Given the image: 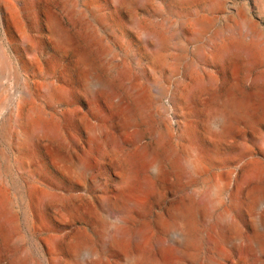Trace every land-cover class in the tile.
<instances>
[{"label":"rangeland","instance_id":"obj_1","mask_svg":"<svg viewBox=\"0 0 264 264\" xmlns=\"http://www.w3.org/2000/svg\"><path fill=\"white\" fill-rule=\"evenodd\" d=\"M52 18L67 29L70 44L54 39ZM148 33L167 37L162 61ZM86 69L104 86L88 83ZM26 86L31 97L24 104ZM52 88L63 93L54 97ZM142 90L146 102L139 104L134 97ZM119 98L137 116L135 128L118 126ZM232 102L247 103L249 114L227 113L232 129L216 140L210 130ZM19 103L25 114L40 105L42 127L59 132L16 121ZM184 126L191 128L192 157L210 160L201 179L171 166L153 178L145 157L165 158L169 141L159 138L168 128L183 150L188 140L176 137ZM130 172L132 181L118 194ZM258 194H264V0H0V196L16 225L12 231L0 225V264H95V254L74 246L79 240L101 264H159L163 257L167 264H264V244L254 242L257 212L264 232V202L252 209ZM137 199L142 208L131 211L130 224L121 223L125 236L108 245L104 220L110 224L114 208ZM184 202L197 208L193 242L173 248L157 221ZM224 213L229 218L220 222Z\"/></svg>","mask_w":264,"mask_h":264},{"label":"bare ground","instance_id":"obj_2","mask_svg":"<svg viewBox=\"0 0 264 264\" xmlns=\"http://www.w3.org/2000/svg\"><path fill=\"white\" fill-rule=\"evenodd\" d=\"M65 1L67 2V0H65ZM92 13L97 16L96 11H93ZM49 22H50V28L49 29L51 30V33H52L54 39H56L60 42H63L65 44H70L71 39H70L69 35L66 33L67 29H64L63 27H61L63 24L60 23L61 24L60 25L59 22L54 18H52ZM91 34L93 35L92 37H94V38L98 37L97 34L94 33V31H91ZM71 38H73V37H71ZM147 39H148V41L155 42L158 45L159 53H155V56H157L155 58L157 59V61H162L161 53L166 48V46L168 44L167 37L158 36L157 34L153 35V33H148ZM239 40H241L240 37H239ZM72 42H73V39H72ZM61 47H62V45H61ZM81 60L83 61L84 58L82 57ZM1 62L3 64V69L10 67L8 59L3 54L1 55ZM86 67H88V66H86ZM84 74L86 76V81H88V83L96 85V86H100V87L104 86V80H102L96 73H93V72L86 69ZM42 85H44V84H42ZM58 88H62V87H58ZM58 88L57 89L52 88L50 91V94L54 97L62 94L63 91L58 89ZM159 92L161 95H163L164 94L163 88L159 89ZM21 94H22L21 95L22 101H24V104H25V102L28 101L27 98L31 97L30 88L28 86L24 87ZM146 96H147V91L142 90V91L136 92V95L134 98H136V100L138 101L139 104H144L146 102ZM119 102L123 106L124 113L119 118L118 126L120 128H124L125 126H130V127L135 128L137 126V116L135 115L134 111L131 110V108H129V106L127 104H125L126 101L123 98H119ZM24 104L19 103V112L16 115V119H17L16 121H23L24 119L27 118V120L29 121V124L31 125L32 128L34 127V128L46 129L47 131H49L53 134H57L59 132L56 127H47V128L42 127L41 122L43 119V115H45V114H44L43 110L40 108V105H39V107L31 108L30 114H28V113L25 114ZM229 106H230L229 111H226L224 114L221 113L222 120L219 122L217 129H211L210 130L211 137L216 139V140L223 139L232 129L231 118L226 116L227 113H231L234 116H241V117L242 116L246 117L249 114V105L247 103L232 102V103H230ZM14 120H15L14 118H10L8 121L9 124L13 123ZM100 126H102V125H100ZM182 126H183V124H182ZM190 129L188 127L184 126V130H183L182 134L178 135L176 137V139L184 140V139L189 138L191 140V137H190L191 130ZM171 135H173V134H171V131L168 128L165 130L163 135L160 136V138H159L160 142L164 141L165 139H166L165 141H167V139L169 141V144L167 145L166 151H165V158L159 156L158 154H154V153L148 154L145 157V161L147 163V169L151 173V176L153 178H161L170 170L169 167L171 166V168H172L171 170H173V171H176V172L178 171V173L182 172V171H187V173H191V174L196 175V178H198V177L200 178L199 174H201V171L204 168L203 163H206V162L209 163L210 162L209 158L206 155H202V156L200 155V157H197L198 156L197 155L195 158H193L192 157V153H193L192 152L193 151L192 146L193 145L189 139H187L189 143L184 146V149L179 150L178 149L179 146L177 147L178 144L176 145V143L173 142V140H172L173 138ZM119 142L124 143L125 141L121 140ZM137 142L140 143V140L137 139ZM166 162H168L169 164ZM21 163H23L22 160L19 162V164H21ZM258 172L256 171V173H258ZM254 175H256V174H254ZM191 178H192V176H191ZM132 179H133V173L130 172L127 176L126 181L116 188L117 193L123 194L125 192L127 186H128V183H130L132 181ZM207 181H208V179H205V180L203 179V182L205 184L207 183ZM209 181H211V180H209ZM32 193L36 199L41 200L42 197L38 196L39 193L36 192L35 188L32 189ZM217 194H221V193H217ZM204 198L208 202V204H214L215 203V199L213 198V196L210 193L206 194ZM262 202H264V194L256 195L253 198L252 209L254 211H257L258 210L257 206ZM104 205L107 207L110 205L108 199L104 200ZM141 208H142V200L141 199L135 200L127 208H122V207H120V208L118 207V209L114 208L116 215H115L113 222H110V224H109V222L107 223L104 220V225H107V224L109 225L106 228L107 233H105V236L107 235V237L109 239L108 245H110V246L115 245L117 242V239H116L117 237L121 238V237L125 236V231L123 230V226L121 225V223L122 222L129 223V221H131L133 219L130 215L131 211H133V210L140 211ZM11 210L12 209H11V205L9 204V202H7L5 198H2L0 196V225L2 226V228L5 231H12L15 229V226H16L15 220L11 216ZM170 216H171L170 219H159L157 221L158 228L165 235V237H169L168 240H169V242H171V244L176 245L173 248L178 247V246H189L190 243L193 242L192 241L193 236L191 233V229H192L193 223L197 219L196 218L197 217L196 206L191 204V203H185V202L179 203L176 206H174L172 209H170ZM228 218H229V215L227 213H224L220 217V222H223L224 219H228ZM256 219H257V223H256L257 224V226H256L257 232H256L255 237H254V242L257 246H262L264 244V232L262 230L263 229L262 228L263 223H262V218L259 217L258 212L256 213ZM135 236L136 237H142L143 236L142 231L135 232ZM235 239L241 240V238L238 235L235 236ZM123 240L124 239H122V241ZM74 246L78 250H80V249L84 250L85 252L90 254V256L95 254V256H96V261L94 262L95 264H101L102 263L103 258L100 255L96 254L94 252V250L87 245V242L85 240L75 241ZM166 254H168V253L166 252ZM94 259L95 258H93V260ZM167 262H168L167 259L163 257L160 260L159 264H167Z\"/></svg>","mask_w":264,"mask_h":264}]
</instances>
